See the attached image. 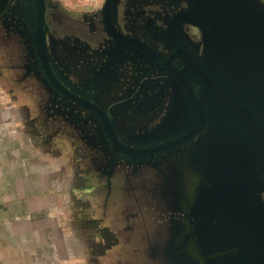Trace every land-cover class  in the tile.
Returning <instances> with one entry per match:
<instances>
[{
    "label": "flooded vegetation",
    "instance_id": "af4514ba",
    "mask_svg": "<svg viewBox=\"0 0 264 264\" xmlns=\"http://www.w3.org/2000/svg\"><path fill=\"white\" fill-rule=\"evenodd\" d=\"M193 6L43 0L40 36L34 0H0V81L72 167L80 240H99L103 264H264V160L247 159L246 122L206 96Z\"/></svg>",
    "mask_w": 264,
    "mask_h": 264
},
{
    "label": "crops",
    "instance_id": "0c3cea01",
    "mask_svg": "<svg viewBox=\"0 0 264 264\" xmlns=\"http://www.w3.org/2000/svg\"><path fill=\"white\" fill-rule=\"evenodd\" d=\"M66 1L70 6L90 5L87 0ZM4 98L0 264H103L99 240H80L86 237L78 222L85 199L79 196L72 167L39 142L19 105L5 96L0 100Z\"/></svg>",
    "mask_w": 264,
    "mask_h": 264
},
{
    "label": "water",
    "instance_id": "95a60500",
    "mask_svg": "<svg viewBox=\"0 0 264 264\" xmlns=\"http://www.w3.org/2000/svg\"><path fill=\"white\" fill-rule=\"evenodd\" d=\"M34 1L41 36L43 0ZM115 1L105 0L101 7L104 14ZM190 1L194 6L185 20L204 31L205 53L201 65L206 74L201 77L207 88L206 96L222 115L246 122V130L256 135L247 159L264 160V127L256 123V117L264 115V2ZM231 187L232 192L237 190ZM260 189L264 191V185Z\"/></svg>",
    "mask_w": 264,
    "mask_h": 264
},
{
    "label": "rangeland",
    "instance_id": "374dc122",
    "mask_svg": "<svg viewBox=\"0 0 264 264\" xmlns=\"http://www.w3.org/2000/svg\"><path fill=\"white\" fill-rule=\"evenodd\" d=\"M63 3H65V4H68L67 3V1L66 0H61ZM260 3H262V2H264V0H258ZM68 5H70V4H68ZM1 78V77H0ZM10 89L8 88V87H5L4 85H2V83H1V81H0V98L1 97H7L6 99H8L9 100V95H11V93H10V91H9ZM11 101V100H10ZM4 103H5V98L4 99H2V100H0V120H2L3 119V117H2V112L1 111H3V107L5 106L4 105ZM1 126H2V124H1ZM139 201L140 202H142V203H145V201L143 200V199H139ZM145 213H143L142 215H143V218H144V221H145V224H150V229L152 230V225L154 226V230L153 231H155V229L157 228V226H156V223L158 222L157 220H156V214H158L157 212H148V210H145L144 211ZM139 230V229H138ZM138 230H136V234L138 233H142L143 231L141 230L140 232H138ZM152 235V234H151ZM151 235H150V237H151ZM147 240V237L146 238H144V241H146ZM142 241H143V239H142ZM126 249H127V247H126ZM141 259H142V257H140ZM124 260H127V259H122V261H124ZM158 262V261H157Z\"/></svg>",
    "mask_w": 264,
    "mask_h": 264
},
{
    "label": "built area",
    "instance_id": "2783aa9c",
    "mask_svg": "<svg viewBox=\"0 0 264 264\" xmlns=\"http://www.w3.org/2000/svg\"><path fill=\"white\" fill-rule=\"evenodd\" d=\"M92 8H101L105 0H87Z\"/></svg>",
    "mask_w": 264,
    "mask_h": 264
}]
</instances>
